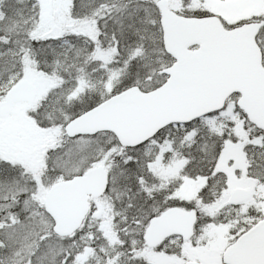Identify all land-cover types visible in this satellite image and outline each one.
Instances as JSON below:
<instances>
[{"label": "snow or ice", "instance_id": "snow-or-ice-1", "mask_svg": "<svg viewBox=\"0 0 264 264\" xmlns=\"http://www.w3.org/2000/svg\"><path fill=\"white\" fill-rule=\"evenodd\" d=\"M0 264H264V0H0Z\"/></svg>", "mask_w": 264, "mask_h": 264}]
</instances>
